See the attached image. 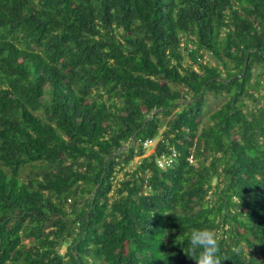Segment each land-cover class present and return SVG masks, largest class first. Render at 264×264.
I'll return each instance as SVG.
<instances>
[{
  "label": "trees",
  "instance_id": "1",
  "mask_svg": "<svg viewBox=\"0 0 264 264\" xmlns=\"http://www.w3.org/2000/svg\"><path fill=\"white\" fill-rule=\"evenodd\" d=\"M204 228L264 264V0H0V264H195Z\"/></svg>",
  "mask_w": 264,
  "mask_h": 264
},
{
  "label": "clouds",
  "instance_id": "2",
  "mask_svg": "<svg viewBox=\"0 0 264 264\" xmlns=\"http://www.w3.org/2000/svg\"><path fill=\"white\" fill-rule=\"evenodd\" d=\"M189 245L195 255L197 249H201L195 259V264H222L227 258H221L219 237L209 228L193 229L189 237Z\"/></svg>",
  "mask_w": 264,
  "mask_h": 264
},
{
  "label": "rangeland",
  "instance_id": "3",
  "mask_svg": "<svg viewBox=\"0 0 264 264\" xmlns=\"http://www.w3.org/2000/svg\"><path fill=\"white\" fill-rule=\"evenodd\" d=\"M205 60L207 61H212L211 56L209 55V53L205 54ZM227 98V94H219V95H213L211 93H208L205 96V105H204V119L206 120L208 115L214 111L216 108H218ZM164 129V126L160 128L159 130V134L157 135V137H162L161 135V131ZM155 149V146L152 145L148 148L145 149V153L144 155H148L150 153H152ZM141 157V156H140ZM137 157L134 158V161L136 160ZM128 168V167H126ZM29 173L28 169H24L21 173V177L23 178L24 176H26ZM122 177V172H118L115 176L116 179H119ZM26 241V240H25ZM59 251L61 253H63L65 251V245H62L59 249Z\"/></svg>",
  "mask_w": 264,
  "mask_h": 264
},
{
  "label": "built area",
  "instance_id": "4",
  "mask_svg": "<svg viewBox=\"0 0 264 264\" xmlns=\"http://www.w3.org/2000/svg\"><path fill=\"white\" fill-rule=\"evenodd\" d=\"M161 140H162V137H157V136H155V137H153V138H147V139L141 141V143H142V147H143L144 149H146V148H148V147L154 145L155 148H156L158 142L161 141ZM143 155H144V154H143ZM144 156H145V155H144ZM135 157H137V158H136V160H135L134 162H137L138 159L140 158V156H135ZM135 157H134V158H135ZM176 158H177V152H176V150L172 147V148L170 149V151H168L167 153H166V152H163L162 154H160V155L157 157V159H156V164H157L158 167H160V168H162V169H165V168H167V167L172 166V165L174 164ZM188 161H189V162H192V161H193V156H192V155H190V156L188 157Z\"/></svg>",
  "mask_w": 264,
  "mask_h": 264
}]
</instances>
